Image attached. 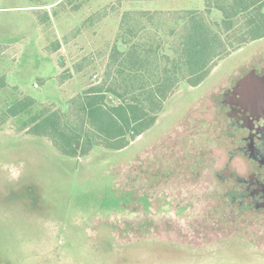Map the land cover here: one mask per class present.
Returning a JSON list of instances; mask_svg holds the SVG:
<instances>
[{
    "label": "rangeland",
    "instance_id": "rangeland-1",
    "mask_svg": "<svg viewBox=\"0 0 264 264\" xmlns=\"http://www.w3.org/2000/svg\"><path fill=\"white\" fill-rule=\"evenodd\" d=\"M263 60L264 0H0V264H264L221 104ZM93 95L143 132L106 139Z\"/></svg>",
    "mask_w": 264,
    "mask_h": 264
},
{
    "label": "flooded vegetation",
    "instance_id": "flooded-vegetation-1",
    "mask_svg": "<svg viewBox=\"0 0 264 264\" xmlns=\"http://www.w3.org/2000/svg\"><path fill=\"white\" fill-rule=\"evenodd\" d=\"M221 104L223 115L229 120L228 135L234 151L244 156L249 164L245 172L254 181L250 184L264 194V188H259L263 185L260 178L264 173V60L231 81ZM245 188L242 197H246Z\"/></svg>",
    "mask_w": 264,
    "mask_h": 264
},
{
    "label": "trees",
    "instance_id": "trees-1",
    "mask_svg": "<svg viewBox=\"0 0 264 264\" xmlns=\"http://www.w3.org/2000/svg\"><path fill=\"white\" fill-rule=\"evenodd\" d=\"M261 29L262 28L260 24L255 28L257 32H255V30L252 32L255 38L259 36V31H261ZM186 48L188 52H192L193 55L196 56L197 52L195 50V46L191 42L190 44H187ZM199 53L200 51L198 52V55ZM196 63H201V59ZM102 98L103 97L101 96L93 95L91 98H89L85 107L87 117L99 130L102 136L111 141H125L126 135H129V137L133 139L143 132L145 127L143 116L144 113L142 112V108L133 104L120 103L116 106L105 109L100 102ZM20 105L24 106L23 102H17V104H15V108L19 107ZM48 120V118H44L41 120L39 126H46ZM122 145H120V148L123 147ZM68 150L71 153H75V150L71 144L68 145Z\"/></svg>",
    "mask_w": 264,
    "mask_h": 264
},
{
    "label": "water",
    "instance_id": "water-1",
    "mask_svg": "<svg viewBox=\"0 0 264 264\" xmlns=\"http://www.w3.org/2000/svg\"><path fill=\"white\" fill-rule=\"evenodd\" d=\"M72 147H73V148H76V142H73V143H72Z\"/></svg>",
    "mask_w": 264,
    "mask_h": 264
}]
</instances>
